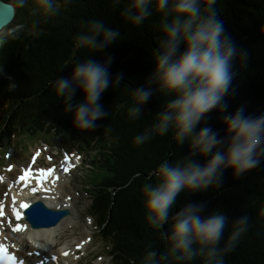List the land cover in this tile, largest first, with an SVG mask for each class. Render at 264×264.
Segmentation results:
<instances>
[{"label":"trees","instance_id":"trees-1","mask_svg":"<svg viewBox=\"0 0 264 264\" xmlns=\"http://www.w3.org/2000/svg\"><path fill=\"white\" fill-rule=\"evenodd\" d=\"M132 2L53 0L55 11L50 13L40 7L37 0H25L23 7L16 8L12 24L14 27L19 25V30L10 37L5 36L0 45V58L8 56L14 65L22 67L21 77L28 80H31L28 76L37 73L42 63L56 64L58 71L61 70L59 78H67L68 68L73 70L78 62L95 60L104 63L111 58L107 64L113 80L109 91L118 102L124 103L122 111L138 109L135 116L129 112V117H132L137 130L145 132L172 98L159 91L151 77L156 56L165 40L163 25L173 17L167 10H156L155 0H151L148 5L151 14L136 24L125 11ZM211 9L222 21L224 35L230 37L237 54L232 60L233 76L222 101L223 107L207 113L196 131L210 127L218 133V138L226 141L229 134L225 131L224 121L227 116L237 110L252 118L264 115V0H215ZM201 11L207 14L204 0H201ZM97 21H102L106 28L120 34L112 44L99 51L81 44L79 39L88 34L90 23ZM183 49L181 44L180 51ZM17 73L12 77L15 87L4 90L7 113L14 128L20 129L22 124L29 123L30 129L37 134L41 125L50 127L64 118H70V115L61 118L62 109L55 104L57 95L53 81L56 74L50 81L29 83L22 80L17 85ZM117 78L119 84L115 83ZM140 88L152 93L145 103L138 102L136 90ZM24 89H29L30 93L20 95V90ZM115 119L120 120L121 116ZM96 124H101V121ZM71 128L65 131L66 134ZM145 145L147 149L140 146L143 161H148L150 168L155 166L153 176L158 177L160 165L165 161L173 165L187 160L204 164L211 155H193L190 142L178 143L172 128L163 135L153 130ZM220 150H226V144L220 146ZM258 159L260 162L256 167L242 174L235 175L232 168H223L218 172L217 181L209 188L185 190L178 194L180 200L173 205L168 222L159 228L148 222L146 210L137 205L142 203V199L131 195L143 184L138 181V188L131 180L127 187L123 183L112 184L116 178L115 167L108 169L99 179V185L106 186L93 193L92 206L100 217H97L100 236L107 242L115 264H218L220 261L223 264H264V155ZM141 179L149 181L154 177L144 173ZM190 204L204 205L200 213L202 218L217 212L226 217L219 242L214 245L217 249L214 258L208 256V247H204L201 253L202 246L198 243L192 245L196 255L189 259H177L181 253L171 251L172 218ZM245 217V231L229 246V238L239 227L237 222ZM151 253L155 255L150 260Z\"/></svg>","mask_w":264,"mask_h":264},{"label":"clouds","instance_id":"clouds-1","mask_svg":"<svg viewBox=\"0 0 264 264\" xmlns=\"http://www.w3.org/2000/svg\"><path fill=\"white\" fill-rule=\"evenodd\" d=\"M151 0H133L125 9L130 19L139 24L151 13L148 5ZM207 14L201 11V0H155V8L173 18L163 25L165 40L162 50L156 56L155 67L151 77L158 85L159 91L172 98L166 103L164 111L158 113L156 122L145 132L134 136L133 144L144 145L150 140L153 130L161 135L170 128L175 131L178 143L190 142L193 155L209 156L206 163L194 160L175 165L163 162L160 165L158 182L154 186L144 185V208L147 220L157 228L168 222L169 213L181 192L199 191L209 188L217 181L218 172L223 168H232L235 175L244 173L259 164L258 157L264 155V115L255 118L245 116L237 110L225 118L227 140L218 138V133L210 127L196 131L207 113L223 107L222 101L228 92L232 80V60L237 54L236 47L230 37L224 35L222 21L218 20L211 6L215 0H204ZM25 0H13L10 8L23 7ZM40 7L47 12H54L53 0H37ZM137 10L133 12V10ZM19 25L10 31L15 33ZM119 32L106 28L102 21L91 22L88 34L81 36V44L93 50H102L114 42ZM184 45L180 51V45ZM95 60L78 62L70 78H61L55 83L57 96H62L67 105L66 110L73 107L76 89L83 93V100L75 104L74 124L80 129L94 128L95 121L104 117L99 103L100 97L113 83L107 64ZM2 71V69H0ZM119 78L115 83L119 84ZM10 84L9 88H14ZM152 95L150 90H136L139 103H145ZM137 108L130 110L135 116ZM226 144V150L220 146ZM216 149L215 152L213 150ZM204 205H187L172 218L171 240L172 253L180 252L177 259H189L196 255L192 245L209 248L208 256L215 257L219 242L226 224V217L217 212L208 218L200 213ZM247 217L238 221L239 227L229 238V246L245 231L243 225ZM155 253H151L149 259ZM218 264H223L222 261Z\"/></svg>","mask_w":264,"mask_h":264},{"label":"rangeland","instance_id":"rangeland-1","mask_svg":"<svg viewBox=\"0 0 264 264\" xmlns=\"http://www.w3.org/2000/svg\"><path fill=\"white\" fill-rule=\"evenodd\" d=\"M12 28H14L13 25L6 27L4 29L5 31L3 30L4 33L2 31V35L6 34L10 37L12 35V32L10 31ZM55 65L56 64H52L49 67L52 70H54L56 68ZM38 67L42 68L41 66H38ZM75 97L77 98V95ZM99 101L105 105L103 110L106 113L105 118L108 121L113 122L120 130H122L126 133L132 132L134 135H137L140 133V131L137 130V128L134 124V121H132L131 118L129 117L130 109L122 111V107L124 106L123 102L117 103L118 101L116 100L115 96L111 93V91L106 90L105 92H103ZM78 102H80V101H78V100L73 101L74 104H77ZM67 111L68 110H66V108H65L64 109V115H65V113H67ZM116 116H121V119L116 120L115 119ZM52 132L57 133V134L61 133V131H59L57 129L53 130ZM24 135L25 134H21L19 136V138L23 137ZM47 136L48 135H46V137ZM15 141L16 140H14V142ZM33 142L34 141L29 142L28 140H26L24 143H22V147L24 149L27 148V151H25L26 155L31 151ZM13 143L11 144V146L13 145ZM143 146H144V148L147 149V145L144 144ZM84 151H86L85 152L86 155L89 153L88 150H84ZM139 156L140 155H136V156L132 157V159L130 161L133 165H140V169L142 170L143 167L141 165H143V163H144L143 157H142L143 155L140 157ZM23 157H25V154L23 155ZM86 173H87V171L84 172V175ZM128 176L129 177H127V179L132 180V177L130 175H128ZM83 181H85V178L83 179ZM80 187H81L80 184H78L76 182L73 188H69L65 191V194H70L71 196H73V198L75 199L79 209H76V208L74 209L73 207H71V209L69 208L70 209V216H68V218H67V222H68L67 224L68 225L63 227V224H62L59 227V228L63 227V229L61 231L57 232L53 236V238L51 239L50 245H56V246H60L63 244H69L70 245V244L76 243L78 240H82L85 236H92V234H94L92 236V238H93L92 242L89 243V246L87 247L88 248L87 257H85L82 264H112L111 263L112 261L110 262V258L108 257V252L106 251V249H103V244L95 236L94 231H97V228H96L97 226L94 225L93 223H91V225H89L88 221H86V219H84L82 217V211L89 214L88 210H89V206H90L91 201L89 199V195L83 194V193H81V191L79 192ZM85 195H87L88 198ZM64 197H65L64 195H61L62 199H64ZM141 197L143 199L141 205L144 206L145 193L142 190H141ZM53 207L55 208V206H53ZM75 217H76V221L74 222L72 219H75ZM97 255H100L103 257L100 260H96L95 257ZM113 263L115 264L114 260H113Z\"/></svg>","mask_w":264,"mask_h":264},{"label":"bare ground","instance_id":"bare-ground-1","mask_svg":"<svg viewBox=\"0 0 264 264\" xmlns=\"http://www.w3.org/2000/svg\"><path fill=\"white\" fill-rule=\"evenodd\" d=\"M232 76H233V74H232ZM58 190H59V186L57 188V191ZM48 197L46 198V201H45L47 203V206L52 203V201ZM25 202H27V201H25ZM25 204H27V203H25ZM67 223L68 222H67V218H66L65 220H62L55 227L41 228V229H32L31 228V230H30V229H28V228H30L29 225L25 221V224H24V222H22V224H21V226L23 228L22 231H18L17 233H14V231H12V233L14 234L13 238H14V240L15 239L17 241L19 240L21 245H24L26 243L28 244V242H29V247L39 246L44 252H48L50 249L48 250L47 246L49 244H51V239L53 238V236L57 232L61 231L64 226H67L68 225ZM62 224H63V227L59 228ZM3 235H5V234H3ZM15 252L18 255L21 252V248L18 244H17V248H16Z\"/></svg>","mask_w":264,"mask_h":264},{"label":"water","instance_id":"water-1","mask_svg":"<svg viewBox=\"0 0 264 264\" xmlns=\"http://www.w3.org/2000/svg\"><path fill=\"white\" fill-rule=\"evenodd\" d=\"M14 8H10L9 4H6L0 0V32L7 27L13 17H14ZM33 208H40L43 211H48L44 208V206L41 203H37L26 212L27 220L32 224L33 228H48L53 227L58 224V222L67 214V211H58V212H49L51 214V217H41L38 220H32L34 210Z\"/></svg>","mask_w":264,"mask_h":264},{"label":"snow or ice","instance_id":"snow-or-ice-1","mask_svg":"<svg viewBox=\"0 0 264 264\" xmlns=\"http://www.w3.org/2000/svg\"><path fill=\"white\" fill-rule=\"evenodd\" d=\"M20 179L24 180L26 179V177L22 176ZM19 207L26 208L28 207V205L25 203H21ZM0 208H2V206H0ZM13 211H14V215L16 216V219L20 220L21 218L20 212L16 211L15 208L13 209ZM2 214H3L2 210H0V215ZM22 230L23 228L21 224H16L15 228L13 229V231H22ZM0 264H17L16 258L7 252L5 245H0ZM20 264H22V261L20 262Z\"/></svg>","mask_w":264,"mask_h":264}]
</instances>
